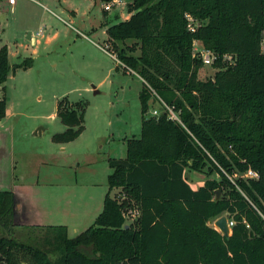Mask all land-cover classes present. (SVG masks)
I'll return each mask as SVG.
<instances>
[{
	"label": "trees",
	"instance_id": "obj_1",
	"mask_svg": "<svg viewBox=\"0 0 264 264\" xmlns=\"http://www.w3.org/2000/svg\"><path fill=\"white\" fill-rule=\"evenodd\" d=\"M128 13L107 29V51L143 80L141 137L126 140L125 159L110 160L103 210L75 237L66 226H48L33 242L18 239L15 194L1 191V264H264V0H131ZM188 14L200 23L193 33ZM195 41L218 55L206 80L199 79L204 65L193 56ZM31 63L11 66L8 47L0 48L4 95L11 71ZM151 100L162 112L146 118ZM7 109L4 96L0 121ZM85 114L84 102L60 101L66 130L52 141L76 140ZM205 169L220 178L194 189L186 171ZM249 171L258 178L232 180ZM219 190L226 194L217 200ZM126 198L140 209L136 229H125ZM222 215L235 221L228 239L209 225Z\"/></svg>",
	"mask_w": 264,
	"mask_h": 264
},
{
	"label": "rangeland",
	"instance_id": "obj_2",
	"mask_svg": "<svg viewBox=\"0 0 264 264\" xmlns=\"http://www.w3.org/2000/svg\"><path fill=\"white\" fill-rule=\"evenodd\" d=\"M38 1L18 0L11 7L0 0V48L8 47L11 66L32 60L28 69L11 71L5 95L0 87V100L6 96L8 102L0 121V191H15L24 205L26 214L14 219L16 236L29 242L48 226L64 225L75 237L94 224L109 190L110 160L127 157L126 140L141 137L143 119V80L107 51V29L125 21L131 0L107 14L101 0ZM215 72L204 66L199 79ZM65 98L69 105L86 104L85 129L73 142L57 144L52 136L66 130L57 115ZM150 105L146 118L162 112L156 100ZM192 176L220 178L207 169L187 170L188 182ZM239 179L247 180L242 174L232 180ZM122 194L113 191L119 201ZM126 201L125 228L136 229L139 206ZM217 219L209 225L215 228Z\"/></svg>",
	"mask_w": 264,
	"mask_h": 264
},
{
	"label": "built area",
	"instance_id": "obj_3",
	"mask_svg": "<svg viewBox=\"0 0 264 264\" xmlns=\"http://www.w3.org/2000/svg\"><path fill=\"white\" fill-rule=\"evenodd\" d=\"M2 1L6 2L7 5L11 6V7L16 6L17 2H18V0H2ZM32 1L36 2V0H32ZM124 4H125V0H110L109 2H103L102 6H103V10L105 12L109 13L115 7L122 6ZM186 19H187V23H188V30L190 32H192V33L195 32L197 30V28L200 26V23L197 22L193 18V16H191L189 14L186 15ZM40 34L41 33H39L38 35H40ZM193 56H194V58L202 61L204 66H212L214 64L215 60L218 58V55H216L214 52H212L210 50L205 49L204 46L202 45V43L199 42V41H195L194 44H193ZM223 60H225L226 62L233 63L234 57L231 56V55H225ZM164 107H165V109L168 112L170 120L177 121V122L181 123L180 114L178 112H176L174 109L166 106L165 104H164ZM151 114H152V116L158 117L159 116V111L153 110L151 112ZM244 176L246 178H258V174L253 172V171L247 172L246 174H244ZM129 213H130V211L127 214H129ZM137 214H138V219H139V217H140V209L137 212ZM259 214H260V216L262 218V221L264 222V213L260 212ZM222 216H224V215H222ZM225 216L228 217V225H229V228L231 230V235H232V229L235 226V221L231 220L228 215H225ZM216 230H218V229H216Z\"/></svg>",
	"mask_w": 264,
	"mask_h": 264
},
{
	"label": "crops",
	"instance_id": "obj_4",
	"mask_svg": "<svg viewBox=\"0 0 264 264\" xmlns=\"http://www.w3.org/2000/svg\"><path fill=\"white\" fill-rule=\"evenodd\" d=\"M32 1V0H31ZM38 0H36V2H37ZM39 2V1H38ZM127 4V2L125 1V4L124 5H126ZM130 18V14L128 13V15L125 17V20H127V19H129ZM35 43H36V40H35ZM263 52H264V50H263ZM10 55V54H9ZM96 92H98V91H96ZM207 180V179H206ZM206 180L204 179V180H200V181H198V179L196 178V176H192V178H191V181L189 182L190 184H191V186L194 188V189H198V188H200V187H203L204 186V184H205V182H206ZM1 192V191H0ZM12 192H14V194H15V215H16V217H18V216H20V215H24V214H26V209H25V207H24V205L23 204H21L20 203V201H19V199L17 198V193L15 192V191H12ZM33 213L35 214V215H33V217H37L38 216V212H37V210L36 211H33ZM18 218H20V217H18ZM34 221V220H33ZM38 226H45V225H38ZM64 226V225H63Z\"/></svg>",
	"mask_w": 264,
	"mask_h": 264
},
{
	"label": "water",
	"instance_id": "obj_5",
	"mask_svg": "<svg viewBox=\"0 0 264 264\" xmlns=\"http://www.w3.org/2000/svg\"><path fill=\"white\" fill-rule=\"evenodd\" d=\"M217 200L220 199V191H217ZM215 228L218 229L220 231V233H222V235L225 237V238H230L231 236V230L229 228V225H228V217L227 216H221L220 218H218L216 221H215V224H214ZM125 229H128V228H125ZM2 261V259L0 258V262Z\"/></svg>",
	"mask_w": 264,
	"mask_h": 264
}]
</instances>
